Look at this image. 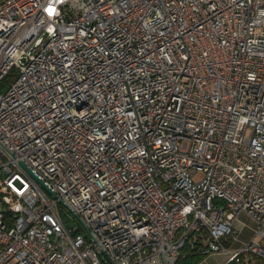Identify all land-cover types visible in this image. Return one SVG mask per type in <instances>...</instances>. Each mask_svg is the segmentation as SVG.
<instances>
[{
    "label": "built area",
    "instance_id": "obj_1",
    "mask_svg": "<svg viewBox=\"0 0 264 264\" xmlns=\"http://www.w3.org/2000/svg\"><path fill=\"white\" fill-rule=\"evenodd\" d=\"M240 213L264 264V0H0V264H179Z\"/></svg>",
    "mask_w": 264,
    "mask_h": 264
},
{
    "label": "rangeland",
    "instance_id": "obj_2",
    "mask_svg": "<svg viewBox=\"0 0 264 264\" xmlns=\"http://www.w3.org/2000/svg\"><path fill=\"white\" fill-rule=\"evenodd\" d=\"M59 213L61 219L68 227H71L76 224V220L72 218L71 214H69L64 208L59 207ZM247 241L242 242V244L238 248H235L234 250L241 248L242 245ZM234 250H225V251H219L209 254L205 256L206 258L204 257V260L200 261L201 262L200 264H226L232 257ZM248 264H252V260L248 261Z\"/></svg>",
    "mask_w": 264,
    "mask_h": 264
},
{
    "label": "crops",
    "instance_id": "obj_3",
    "mask_svg": "<svg viewBox=\"0 0 264 264\" xmlns=\"http://www.w3.org/2000/svg\"><path fill=\"white\" fill-rule=\"evenodd\" d=\"M233 225L238 230L237 239L229 243L228 250H234L235 248H238L242 242L247 241L251 237L255 228V222L245 213H240L234 220ZM202 260H204V258Z\"/></svg>",
    "mask_w": 264,
    "mask_h": 264
},
{
    "label": "trees",
    "instance_id": "obj_4",
    "mask_svg": "<svg viewBox=\"0 0 264 264\" xmlns=\"http://www.w3.org/2000/svg\"><path fill=\"white\" fill-rule=\"evenodd\" d=\"M184 251L186 252L185 257L179 260V264H197L204 258V256L189 249L188 246L184 248Z\"/></svg>",
    "mask_w": 264,
    "mask_h": 264
},
{
    "label": "water",
    "instance_id": "obj_5",
    "mask_svg": "<svg viewBox=\"0 0 264 264\" xmlns=\"http://www.w3.org/2000/svg\"><path fill=\"white\" fill-rule=\"evenodd\" d=\"M20 164L40 183V185L46 189L50 194L54 195V192L51 191L45 184L44 182L39 179L36 175H34V173L23 163V162H20Z\"/></svg>",
    "mask_w": 264,
    "mask_h": 264
}]
</instances>
